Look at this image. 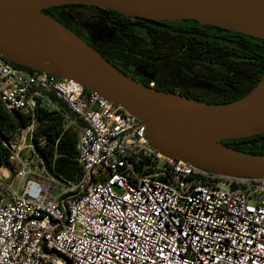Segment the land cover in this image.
Here are the masks:
<instances>
[{
    "label": "built area",
    "instance_id": "built-area-1",
    "mask_svg": "<svg viewBox=\"0 0 264 264\" xmlns=\"http://www.w3.org/2000/svg\"><path fill=\"white\" fill-rule=\"evenodd\" d=\"M0 100L27 120L0 136V264H264V178L165 156L122 106L1 55ZM41 111L62 118L56 142L76 132L75 179L36 153Z\"/></svg>",
    "mask_w": 264,
    "mask_h": 264
},
{
    "label": "water",
    "instance_id": "water-1",
    "mask_svg": "<svg viewBox=\"0 0 264 264\" xmlns=\"http://www.w3.org/2000/svg\"><path fill=\"white\" fill-rule=\"evenodd\" d=\"M94 5L163 21L193 19L264 40V0H0V55L27 68L73 79L122 106L170 157L223 176L264 178V154L222 141L264 133V74L245 95L225 103L196 100L137 81L43 11Z\"/></svg>",
    "mask_w": 264,
    "mask_h": 264
},
{
    "label": "trees",
    "instance_id": "trees-1",
    "mask_svg": "<svg viewBox=\"0 0 264 264\" xmlns=\"http://www.w3.org/2000/svg\"><path fill=\"white\" fill-rule=\"evenodd\" d=\"M82 7L88 10L84 17L75 11ZM43 11L113 64L117 59L171 74V79L167 76L155 79L154 87L162 91L225 103L245 95L264 74V40L254 36L193 19L163 21L131 17L94 5L64 4ZM38 121L32 136L36 153L48 168L75 179L79 173L74 160L76 132L70 129L56 142L62 123L60 115L41 111ZM26 124L24 115L8 111L0 100V136L4 140L11 139ZM40 136H44L42 145ZM222 142L242 152L264 154V133ZM55 147L58 156L53 161ZM8 163L7 149L0 139V165Z\"/></svg>",
    "mask_w": 264,
    "mask_h": 264
},
{
    "label": "flooded vegetation",
    "instance_id": "flooded-vegetation-1",
    "mask_svg": "<svg viewBox=\"0 0 264 264\" xmlns=\"http://www.w3.org/2000/svg\"><path fill=\"white\" fill-rule=\"evenodd\" d=\"M114 64L118 68L123 70L125 73H127L129 76H131L134 79H136L137 81L143 82V83H145L147 85H149L150 81H154L153 87L157 84L155 79L162 77V76H159L160 71H158V70L153 71V70L149 69L147 66H143V65H139V64L138 65H134V64H131V63L126 64V63H124L122 61H119L117 59H115ZM139 68H143L145 70L147 69V71L144 70L146 73H141V71H140L141 69H139ZM154 73H156V74L154 75ZM147 75H152V76L154 75V76H153V78L151 80L148 81L147 80L148 79ZM169 78L171 79V74L169 76L167 75V79H169Z\"/></svg>",
    "mask_w": 264,
    "mask_h": 264
},
{
    "label": "rangeland",
    "instance_id": "rangeland-1",
    "mask_svg": "<svg viewBox=\"0 0 264 264\" xmlns=\"http://www.w3.org/2000/svg\"><path fill=\"white\" fill-rule=\"evenodd\" d=\"M76 11V13L77 14H79L81 17H84L87 13H88V10L86 9V8H78V9H76L75 10ZM139 69H141L140 71H141V73H146L145 71H147V69L145 70V69H143V68H139ZM145 70V71H144ZM156 73H154V75H155ZM153 75V76H154ZM153 76L152 75H147V80L149 81V80H151L152 78H153ZM159 76H167V74L166 73H160L159 74ZM23 153H22V156H24V157H27V159H28V165L30 166V167H32V165L34 164V157L31 155V152H30V149L29 148H26V149H23V151H22ZM32 160V165L29 163V160ZM7 182L9 183H11V188L12 189H16L17 188V185H18V182H19V179H17V178H13V176H11V178L10 179H8L7 180Z\"/></svg>",
    "mask_w": 264,
    "mask_h": 264
},
{
    "label": "bare ground",
    "instance_id": "bare-ground-1",
    "mask_svg": "<svg viewBox=\"0 0 264 264\" xmlns=\"http://www.w3.org/2000/svg\"><path fill=\"white\" fill-rule=\"evenodd\" d=\"M161 153H162L163 155H165V156H168V155H166L165 153H163L162 151H161ZM168 157H170V156H168Z\"/></svg>",
    "mask_w": 264,
    "mask_h": 264
}]
</instances>
